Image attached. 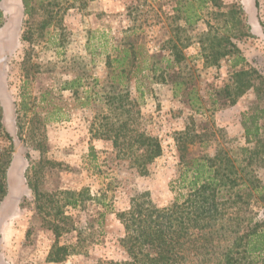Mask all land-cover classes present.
<instances>
[{"label":"trees","instance_id":"obj_1","mask_svg":"<svg viewBox=\"0 0 264 264\" xmlns=\"http://www.w3.org/2000/svg\"><path fill=\"white\" fill-rule=\"evenodd\" d=\"M172 1L171 14L164 15V23L163 15H155L156 25L167 23L162 38L151 35L154 43L147 46L148 35H138L135 28L121 30L119 37L102 33L99 47L104 50L105 77L77 75L65 81L61 90L71 92L79 108L91 107L90 141L109 142L113 160L139 176H145L148 166L162 154L159 139L147 129L150 117L143 115L134 101L135 95L142 98L153 85L168 87L174 99L196 112L234 106L253 90L255 104L240 119L244 144L225 149V132L214 127L198 131L187 124L175 132L177 166L169 185L174 200L158 207L147 192L133 195L128 209L116 215L124 230L119 243L125 259L97 260L95 264H264V180L258 175L264 169V78L247 65L236 45L251 36L250 27L243 10L234 3ZM20 2L25 17L22 42L30 45L35 36H43L51 27L62 29L63 14L59 16L60 3L56 0ZM3 24L0 10V28ZM189 49L195 53H188ZM30 58V52H26L18 105L21 117L30 116L27 128L20 122L18 125L19 132H26L28 137L30 122L37 117L29 114L26 64ZM223 60L228 62L225 83L200 97L195 64L218 68ZM45 96L48 92L42 98ZM49 104L52 103L48 102V107ZM62 111L53 105L36 123L60 120L65 114ZM2 120L0 104V136L8 143L0 149V209L8 195L7 173L16 143ZM214 143L215 152L209 155L207 148ZM36 144L42 151L41 142ZM86 157L101 174L106 159L100 163L93 146ZM45 162L41 158L38 168ZM32 170L35 173L27 177L25 184L33 193L34 211L42 227L51 231L55 239L46 262L59 263L86 253L102 236L104 198L111 183L93 196L87 189L48 191L36 176V166ZM90 206L95 207L94 211L87 215L85 226L77 228L68 210L85 212ZM257 209L261 210L259 214ZM70 233H76L74 244L61 245L59 239Z\"/></svg>","mask_w":264,"mask_h":264},{"label":"rangeland","instance_id":"obj_2","mask_svg":"<svg viewBox=\"0 0 264 264\" xmlns=\"http://www.w3.org/2000/svg\"><path fill=\"white\" fill-rule=\"evenodd\" d=\"M19 1L0 0L4 25L8 24L5 29L4 25L0 28L2 123L16 141L7 173L8 195L0 209V264H95L97 260H124L125 253L119 243L124 230L116 218L117 213L126 211L130 198L137 193L147 192L158 207L169 205L175 198L169 186L177 166L173 134L183 130L187 124L198 131L214 127L225 132L226 143H221L225 149L239 148L244 144L241 114L255 104V94L249 90L234 106L214 112L190 110L174 99L169 88L163 85H153L142 98L135 95L134 101L141 113L150 117L147 129L162 146L161 156L148 166L145 176H139L113 160L109 142L90 141L88 125L92 118L91 107L81 109L76 106L72 93L62 91L61 86L81 74L90 79L105 77L101 54L104 50L99 47L102 33L107 37H119L121 30L135 28L138 35H148L145 40L147 46L154 43L151 35L162 38L167 23L156 25L155 15H163L164 23V15L171 14L173 1L56 0L60 3L59 16L63 14L62 29L51 27L43 36H35L30 45L21 41L25 17ZM222 2L226 5L234 3L243 10L251 36L240 39L236 45L247 65L264 78V0ZM26 52H30L31 56L26 64L29 114H37L30 122V137L18 129L19 122L27 128L30 117H21L18 113ZM188 53L195 52L189 49ZM195 68L199 75L197 93L200 97L225 83L227 61H221L218 68H203L199 62ZM45 92L48 96L42 98ZM48 102L52 103L49 107ZM53 105L62 108L65 113L62 118L36 123ZM40 142L42 151L36 144ZM216 145L214 143L207 148L209 155L214 154ZM7 146L6 139L0 136V149ZM90 146L97 152L100 163L106 159L105 167L100 168L101 174L87 162ZM41 158L46 162L38 168ZM35 166L38 170L36 176L48 191L87 189L93 196L104 185L106 187L111 183L104 198L105 221L100 227L102 236L86 253L70 256L59 263L46 262L55 239L51 231L42 227L34 211L33 193L25 184L27 177L35 173L32 170ZM258 175L264 180V169H260ZM94 209L90 206L85 212L68 211L76 227L82 229L87 215ZM256 211L259 214L261 210ZM75 237L76 233L66 234L58 242L61 245L74 244Z\"/></svg>","mask_w":264,"mask_h":264},{"label":"crops","instance_id":"obj_3","mask_svg":"<svg viewBox=\"0 0 264 264\" xmlns=\"http://www.w3.org/2000/svg\"><path fill=\"white\" fill-rule=\"evenodd\" d=\"M17 2H18V0H17ZM15 3H16V1H15ZM16 4L18 5V3H16ZM19 4H20V1H19ZM20 8H21V6H20ZM3 25H4V24H3ZM7 25H8V24H7V23H5V25H4V27H3V28L5 29V28L7 27Z\"/></svg>","mask_w":264,"mask_h":264}]
</instances>
